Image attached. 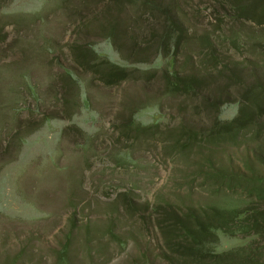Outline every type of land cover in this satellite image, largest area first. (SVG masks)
<instances>
[{
  "label": "rangeland",
  "instance_id": "rangeland-1",
  "mask_svg": "<svg viewBox=\"0 0 264 264\" xmlns=\"http://www.w3.org/2000/svg\"><path fill=\"white\" fill-rule=\"evenodd\" d=\"M100 1L0 0V264H169L160 229L169 205L180 213L257 205L258 125L218 139L207 132L264 76V24L233 21L220 0H175L188 34L176 66L207 82L189 98L169 94L150 39L124 61L100 37L90 25L107 5ZM139 14L134 29L144 33L152 16ZM106 58L133 75L104 85L90 68ZM230 72L243 83L217 94ZM204 104H215L213 114ZM215 232L216 253L258 239Z\"/></svg>",
  "mask_w": 264,
  "mask_h": 264
},
{
  "label": "trees",
  "instance_id": "trees-1",
  "mask_svg": "<svg viewBox=\"0 0 264 264\" xmlns=\"http://www.w3.org/2000/svg\"><path fill=\"white\" fill-rule=\"evenodd\" d=\"M104 1L107 5L90 20V25L92 23V26H96L93 29L101 30L100 37L106 38L105 41L112 45L124 61H128L134 55L129 52V48L136 46L138 39H150L149 45L155 47V59L161 57L166 62L162 75L166 77L165 83L169 94H183L189 98L199 97L207 82L203 85V78L193 75L181 76L180 68L176 66V57L179 51L185 49L184 44L188 38L183 18L178 13L179 2L175 0H169L167 3L164 0H101L99 3ZM220 2L225 16L233 21L264 24V0H220ZM126 6L133 8V14L124 15L122 13ZM139 9L148 12L153 20L147 24L149 27H146L144 33L134 29L143 17L139 14ZM83 55L80 52L76 57L88 63ZM135 61L140 64L144 63L139 58ZM99 65H101L99 69H96ZM90 69L98 73V80L106 86L116 85L128 79V75H133L127 67L112 63L107 58L91 66ZM157 69L153 70L154 73ZM147 73L145 72L144 75L148 77L153 75ZM224 75L226 79L222 81L216 93H227L228 95L227 84L241 82L242 73L230 72ZM237 97L236 112L230 120H220L221 113L218 111L212 116L213 127L207 132L209 139H218L231 134L237 135L255 124L258 125L255 127L256 139L264 138V125L261 124L264 123L261 122L264 119V76L256 77L254 84L238 92ZM203 106L207 112L212 114L216 108L215 104H204ZM258 150L264 155V140ZM263 185L255 188L257 205L253 204L234 210L216 207L189 208L183 213L169 205V209L163 210L162 215L167 223H163L165 225L160 226V229L165 242L169 245V264H257L258 262H253L251 255L254 252L264 257ZM127 207L129 208L130 205ZM217 230L232 236L255 235L258 239L248 247L216 253L209 245L216 243L215 231Z\"/></svg>",
  "mask_w": 264,
  "mask_h": 264
}]
</instances>
